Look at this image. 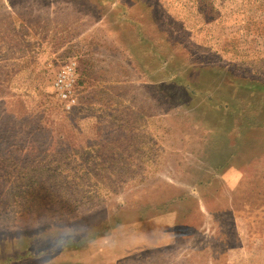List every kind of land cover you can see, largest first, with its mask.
I'll list each match as a JSON object with an SVG mask.
<instances>
[{
  "label": "rangeland",
  "instance_id": "rangeland-1",
  "mask_svg": "<svg viewBox=\"0 0 264 264\" xmlns=\"http://www.w3.org/2000/svg\"><path fill=\"white\" fill-rule=\"evenodd\" d=\"M111 1L0 0V241L68 238L106 215L115 226L79 259L264 264V139L232 158L220 141L203 153L179 93L163 87L201 63L264 81V0ZM140 38L161 55L147 51L149 74L126 50L141 53ZM71 60L79 100L67 111L53 84Z\"/></svg>",
  "mask_w": 264,
  "mask_h": 264
},
{
  "label": "trees",
  "instance_id": "trees-1",
  "mask_svg": "<svg viewBox=\"0 0 264 264\" xmlns=\"http://www.w3.org/2000/svg\"><path fill=\"white\" fill-rule=\"evenodd\" d=\"M140 40H142L140 41L141 48H144L140 51L141 53L133 48L132 43L127 45L126 50L134 60L135 58L138 60L139 65L142 66L141 69L143 68L149 74L151 68L147 62V51L160 58L161 55L156 46L149 43L146 38H140ZM138 62L135 61L137 67H139ZM166 64H168L167 61ZM199 65V67L192 66V68L182 66V75H177L173 80L164 83L163 87L166 90L175 89L179 93L183 100L182 105L188 109L184 112L185 114L182 112V116H179L180 123L199 139L202 152L211 154L212 144L220 141L222 144L232 146V158L236 150L243 146L245 139H264V81L235 76L223 66L202 63ZM170 71V65H167L165 72L173 74ZM201 91L204 92L201 93ZM205 95L208 97L202 103L201 99ZM1 135L2 133H0V138ZM13 166L17 167V163ZM38 184L39 182L34 179L25 188L29 189ZM21 188L23 187H15L13 193L17 196L21 195ZM148 209L150 208L143 207V211ZM181 221L183 220L180 218H176L175 221L177 239L180 238ZM113 224L115 226L116 222L104 215L102 218L97 217L84 222L81 228L75 232L73 230L68 238L63 237L62 233L49 231L18 235L8 241H4L3 235L0 248L7 252L6 257H0V263L2 264V260L8 264L26 260L37 262L41 260L40 264H50L66 253L68 260L60 261L63 264H92L91 262L95 260L79 259V253L96 238L110 234Z\"/></svg>",
  "mask_w": 264,
  "mask_h": 264
},
{
  "label": "built area",
  "instance_id": "built-area-1",
  "mask_svg": "<svg viewBox=\"0 0 264 264\" xmlns=\"http://www.w3.org/2000/svg\"><path fill=\"white\" fill-rule=\"evenodd\" d=\"M78 79V63L76 60H71L64 65L55 77L53 84L55 96L67 111L72 110L78 104Z\"/></svg>",
  "mask_w": 264,
  "mask_h": 264
},
{
  "label": "crops",
  "instance_id": "crops-1",
  "mask_svg": "<svg viewBox=\"0 0 264 264\" xmlns=\"http://www.w3.org/2000/svg\"><path fill=\"white\" fill-rule=\"evenodd\" d=\"M71 1V0H70ZM127 2H129V0H126ZM131 2H133V0H130ZM108 2V1H107ZM122 0H112L110 4H112L115 8L119 7V5L121 4L122 5ZM126 7V6H125ZM174 234H168L170 237H172V239H174L173 237H175L176 239V234L175 232L173 231ZM166 234L164 235H161V237H165ZM161 237L160 238H156L157 240L161 241ZM171 240V239H170Z\"/></svg>",
  "mask_w": 264,
  "mask_h": 264
}]
</instances>
